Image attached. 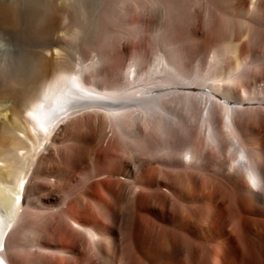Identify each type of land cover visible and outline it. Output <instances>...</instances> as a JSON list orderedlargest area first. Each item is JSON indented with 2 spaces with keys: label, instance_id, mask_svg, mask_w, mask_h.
<instances>
[{
  "label": "bare ground",
  "instance_id": "1",
  "mask_svg": "<svg viewBox=\"0 0 264 264\" xmlns=\"http://www.w3.org/2000/svg\"><path fill=\"white\" fill-rule=\"evenodd\" d=\"M120 21L90 63L52 34L29 72L0 16V264H264V0Z\"/></svg>",
  "mask_w": 264,
  "mask_h": 264
},
{
  "label": "rangeland",
  "instance_id": "2",
  "mask_svg": "<svg viewBox=\"0 0 264 264\" xmlns=\"http://www.w3.org/2000/svg\"><path fill=\"white\" fill-rule=\"evenodd\" d=\"M126 1L107 0L100 12L89 10L87 14L76 6L62 8L53 0H22L8 5L9 7L2 6L0 16L14 25L21 40V58L27 61L26 70L35 72L39 66L36 61L38 53L47 47L52 34L67 35L69 40L74 41L71 42L72 46L69 47L68 52L73 58L76 54L84 56L85 64L90 63L94 56L105 48V40L110 37L116 38L117 34L121 35L124 32L133 35L134 29L131 27L126 30L120 21L122 6ZM151 39L150 36L149 47H151ZM83 51L85 54L82 53ZM69 62L72 65L74 60Z\"/></svg>",
  "mask_w": 264,
  "mask_h": 264
}]
</instances>
